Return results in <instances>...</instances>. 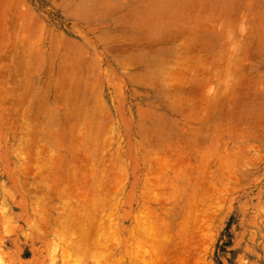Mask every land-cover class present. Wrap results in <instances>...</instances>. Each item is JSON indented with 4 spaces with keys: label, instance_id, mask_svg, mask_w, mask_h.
Listing matches in <instances>:
<instances>
[{
    "label": "rangeland",
    "instance_id": "1",
    "mask_svg": "<svg viewBox=\"0 0 264 264\" xmlns=\"http://www.w3.org/2000/svg\"><path fill=\"white\" fill-rule=\"evenodd\" d=\"M94 263L264 264V0H0V264Z\"/></svg>",
    "mask_w": 264,
    "mask_h": 264
},
{
    "label": "bare ground",
    "instance_id": "2",
    "mask_svg": "<svg viewBox=\"0 0 264 264\" xmlns=\"http://www.w3.org/2000/svg\"><path fill=\"white\" fill-rule=\"evenodd\" d=\"M260 116H262V115H260ZM246 149H247V148H246ZM63 159H64V158H63ZM71 175H73V174H71ZM85 176H86V175H85ZM81 177L83 178V176H81ZM69 178H70V177H69ZM75 181H76V180H75ZM34 187H35V186H34ZM70 189H71V188H70ZM35 190H36V189H35ZM37 190H38V189H37ZM39 190H41V189H39ZM39 190H38V191H39ZM115 190H116V189H115ZM41 191H42V190H41ZM41 191L38 192V194H39V193L41 194ZM67 191H68V190H67ZM69 191H70V190H69ZM69 191H68V192H69ZM113 191H114V190H113ZM70 192H71V191H70ZM42 193H43V192H42ZM62 193H63V192H62ZM62 193H61V194H62ZM79 193H80V192H79ZM43 195H44V194H43ZM64 196H65V195H64ZM52 197H53V196H52ZM71 197H72V196H71ZM84 197H85V196H84ZM85 201H86V200H85ZM90 201H91V200H90ZM72 202H73V201H72ZM68 203H69V202H68ZM70 203H71V202H70ZM73 203H74V202H73ZM41 204H42V202H41ZM80 204H81V203H80ZM64 205H65V204H64ZM64 205H63V206H64ZM71 205H72V204H71ZM81 205H82V204H81ZM44 206H45V205H44ZM72 206H73V205H72ZM33 207H34V206H33ZM68 207H69V206H68ZM81 207H82V206H81ZM87 207H88V206H87ZM34 208H35V207H34ZM40 208H41V207H40ZM57 208H60V207H56V209H57ZM73 208H74V207H73ZM35 209H36V208H35ZM56 209H55V210H56ZM60 209H61V208H60ZM60 209H59V210H60ZM75 209H76V208H75ZM84 209H86V208H84ZM40 210H41V209H40ZM40 210H39V211H40ZM56 211H57V210H56ZM60 212H61V211H60ZM63 212H64V211H63ZM43 213H45V212H43ZM67 213H68V212H67ZM107 213H108V212H107ZM107 213H106V214H107ZM46 214H47V213H46ZM74 214H75V213H74ZM68 215H69V214H68ZM64 216H65V215H64ZM88 216H89V215H88ZM67 217H68V216H67ZM40 218H41V215H40ZM70 218H71V217H70ZM81 218H82V217H81ZM77 219H78V218H77ZM41 220H42V219H41ZM78 220H79V219H78ZM83 220H84V219H83ZM103 220H104V218H103ZM69 221H70V220H69ZM94 222H95V221H94ZM68 223H69V222H68ZM75 223H76V222H75ZM107 223H108V222H107ZM40 224H41V223H40ZM66 224H67V223H66ZM66 224H65V225H66ZM71 224H72V223H71ZM73 224H74V223H73ZM80 224H81V222H80ZM82 224H83V223H82ZM109 224H110V223H109ZM41 225H42V224H41ZM78 225H79V224H78ZM93 225H94V224H93ZM44 226H45V225H44ZM70 226H71V225H70ZM95 226H96V224H95ZM97 226H98V225H97ZM103 226H104V225H103ZM205 226H206V225H205ZM47 227H48V226H47ZM58 227H59V226H58ZM58 227H57V228H58ZM65 227H66V226H65ZM74 227H75V226H74ZM86 227H87V226H86ZM67 228H68V227H67ZM69 228H70V227H69ZM78 228H79V227H78ZM80 228H81V227H80ZM202 228H203V227H202ZM204 228H206V227H204ZM31 229H32V228H31ZM46 229H47V228H46ZM59 229H60V228H59ZM91 229H93V228H91ZM43 230H44V229H43ZM54 230H55V229H54ZM93 230H94V229H93ZM36 231H37V230H36ZM63 231H64V230H63ZM77 231H78V230H77ZM77 231H76V232H77ZM80 231H82V230H80ZM91 231H92V230H91ZM48 232H51L50 229H49ZM55 232H56V231H55ZM72 232H73V231H72ZM101 232H102V231H101ZM101 232H100V233H101ZM5 233H6V232H5ZM39 233H40V232H39ZM58 233H59V232H58ZM58 233H57V234H58ZM78 233H79V232H78ZM92 233H93V232H92ZM149 233H150V232H149ZM40 234H41V233H40ZM59 234H60V233H59ZM65 234H66V233H65ZM70 234H72V233L70 232ZM76 234H77V233H76ZM76 234H74V235H76ZM61 235H62V234H61ZM72 235H73V234H72ZM94 235H96V234H94ZM103 235H104V234H103ZM39 236H40V235H39ZM81 236H83V235H81ZM105 236H106V234H105ZM131 236H132V235H131ZM55 237H56V236H55ZM62 237H63V236H62ZM70 237H71V236H70ZM101 237H102V235H101ZM129 237H130V236H129ZM139 237H141V236H139ZM64 238H65V237H64ZM141 238H142V237H141ZM58 239H59V238H58ZM72 239H73V238H72ZM85 239H86V238H85ZM101 239H102V238H101ZM45 240H46V238H45ZM104 240L106 241V239H104ZM118 241H119V240H118ZM61 242H62V241H61ZM103 242H104V241H103ZM135 242H136V241H135ZM113 243H114V242H113ZM138 243H139V242H138ZM106 244H109V243H106ZM116 244H117V243H116ZM135 245H136V244H135ZM137 246H138V244H137ZM88 247H89V246H88ZM133 247H134V246H133ZM96 248H97V247H96ZM101 248H102V247H101ZM55 249H56V248H55ZM135 249H137V248H135ZM140 249H141V248H140ZM50 251H51V249H50ZM62 251H63V250H62ZM129 251H130V250H129ZM60 252H61V251H60ZM64 252H65V251H64ZM106 253H107V252H106ZM103 254H104V253H103ZM110 254H111V253H110ZM126 254H127V253H126ZM59 255H60V254H59ZM92 255H94V254H92ZM99 255H100V254H99ZM134 256H135V255H134ZM62 257H63V255H62ZM126 257H128V256H126ZM131 257H132V256H131ZM64 258H65V256H64ZM97 258H98V257H97ZM97 258L95 257V259H97ZM67 259H68V258H67ZM65 260H66V259H65ZM116 261H117V260H116ZM66 262H67V261H66ZM74 262H75V261H74ZM74 262H73V263H74ZM97 262H98V261H97ZM109 262H110V261H109ZM106 263H107V262H106ZM94 264H95V263H94Z\"/></svg>",
    "mask_w": 264,
    "mask_h": 264
}]
</instances>
